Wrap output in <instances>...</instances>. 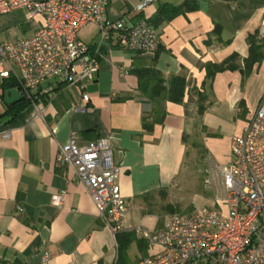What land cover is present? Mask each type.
<instances>
[{"label":"crops","instance_id":"1","mask_svg":"<svg viewBox=\"0 0 264 264\" xmlns=\"http://www.w3.org/2000/svg\"><path fill=\"white\" fill-rule=\"evenodd\" d=\"M139 1L109 0L107 15L149 21L159 9L184 0H159L137 12ZM194 1L197 9L157 23L161 43L154 52L104 46L99 70L85 85L87 102L49 80L36 90L40 112L28 105L12 122L0 121V264H39L42 247L50 251L48 264H120L117 235L123 233L124 240L130 232L114 236L75 169L56 161L71 135L79 145L111 141L113 161L121 168L120 191L130 205L126 222L149 230L168 216L154 208L155 199L177 186L188 139L197 135L205 157L230 162L232 136L245 132L264 99V59L248 63L249 38L262 37L264 0ZM39 24L40 19L34 30ZM94 28L88 43L97 40ZM208 66L216 68L211 76ZM134 67L156 68L165 88L172 77H184L182 100L147 99ZM1 83L0 78V99ZM82 104L85 109H78ZM5 108L3 100L0 111ZM61 191L63 205L52 206V194ZM158 249L135 236L121 264H136Z\"/></svg>","mask_w":264,"mask_h":264},{"label":"built area","instance_id":"2","mask_svg":"<svg viewBox=\"0 0 264 264\" xmlns=\"http://www.w3.org/2000/svg\"><path fill=\"white\" fill-rule=\"evenodd\" d=\"M157 1L140 0L134 9L142 12ZM108 5L109 0H0V14L23 9L28 19L40 17L31 36L0 43V78L14 76L23 98L39 112L36 90L49 80L71 87L87 102L85 85L99 70L104 46L145 53L156 51L161 43L145 18L112 19ZM90 25L98 30L97 40L85 43L78 34ZM260 35L264 37V21ZM46 91L54 94L52 87ZM230 156L227 164L205 157L203 183L214 207L169 215L156 230L127 224L130 205L120 191L121 168L113 161L109 139L79 145L71 135L59 146L56 161L75 169L114 236L132 232L159 248L136 264H264V99L245 132L232 136ZM65 197L66 191L53 193L51 205L61 207ZM49 260V249L42 247L39 264Z\"/></svg>","mask_w":264,"mask_h":264},{"label":"rangeland","instance_id":"3","mask_svg":"<svg viewBox=\"0 0 264 264\" xmlns=\"http://www.w3.org/2000/svg\"><path fill=\"white\" fill-rule=\"evenodd\" d=\"M25 10H13L0 14V43L29 36L38 25L40 17L28 19ZM95 35L94 26L81 30L78 37L88 43ZM205 156L200 147L197 135L188 139V153L185 167L179 178L177 186L169 194L156 198L154 208L165 215L189 214L194 209L203 206L214 207L212 193L204 186L203 168ZM134 258V254H132Z\"/></svg>","mask_w":264,"mask_h":264},{"label":"trees","instance_id":"4","mask_svg":"<svg viewBox=\"0 0 264 264\" xmlns=\"http://www.w3.org/2000/svg\"><path fill=\"white\" fill-rule=\"evenodd\" d=\"M198 8V4L194 0H184L180 5H170L167 8L163 7L159 9L158 15L154 19H150L148 22L156 28L157 23L163 20H170L174 16L184 13L186 11H192ZM218 28V27H217ZM215 29V32L217 31ZM257 34H254L249 38V46H250V56L248 59V63H257L261 62L264 59V37L257 38ZM229 68L235 67L232 64H229ZM216 70L213 66H208V75L211 76L213 72ZM134 74L138 77L139 80V91L144 95L147 99L154 100L156 98H160L162 95L170 101L179 102L182 100L184 95L185 88V78L182 76H174L170 79L168 83V88L163 87L164 80L162 79L160 73L154 67H134ZM1 88L3 90V95L1 97L2 101L4 100V91L9 88L20 89L19 82L15 79L14 76H10L7 79H3L1 83ZM30 101L26 98H23L20 102L7 106L3 112L0 111V121L6 118V123L12 122L17 115L28 105H30ZM203 108L200 107V111L202 112ZM144 125L147 126L146 123ZM149 127V126H148ZM123 233L117 235L118 239V263H123L127 257V248L128 244L135 239V234L132 232L125 233L124 240L121 239Z\"/></svg>","mask_w":264,"mask_h":264},{"label":"water","instance_id":"5","mask_svg":"<svg viewBox=\"0 0 264 264\" xmlns=\"http://www.w3.org/2000/svg\"><path fill=\"white\" fill-rule=\"evenodd\" d=\"M23 99V95L16 88H9L4 91V104L7 106L14 105Z\"/></svg>","mask_w":264,"mask_h":264}]
</instances>
